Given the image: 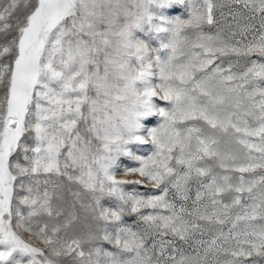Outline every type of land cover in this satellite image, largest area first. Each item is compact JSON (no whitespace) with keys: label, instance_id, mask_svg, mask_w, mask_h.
Returning a JSON list of instances; mask_svg holds the SVG:
<instances>
[{"label":"snow or ice","instance_id":"1","mask_svg":"<svg viewBox=\"0 0 264 264\" xmlns=\"http://www.w3.org/2000/svg\"><path fill=\"white\" fill-rule=\"evenodd\" d=\"M0 264H264V0H0Z\"/></svg>","mask_w":264,"mask_h":264},{"label":"rangeland","instance_id":"2","mask_svg":"<svg viewBox=\"0 0 264 264\" xmlns=\"http://www.w3.org/2000/svg\"><path fill=\"white\" fill-rule=\"evenodd\" d=\"M185 6L179 5V4H173L171 5L168 9L162 10L166 15H168L169 18H175V17H180L182 19L187 18V13L185 12ZM150 10H154V9H150ZM141 37L146 39V37L143 36V34L141 32H139L138 30H134L133 32V37ZM153 44L155 45V42L153 41ZM162 58H163V53L161 54ZM153 82H156L155 80ZM155 103H159L157 101L154 100ZM142 124H147L148 126H153L156 123V118L155 117H150L146 120H142L141 121ZM130 148H132L133 146L130 145ZM134 177H129V179H133ZM105 247H108L107 245H105Z\"/></svg>","mask_w":264,"mask_h":264}]
</instances>
